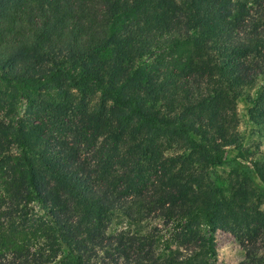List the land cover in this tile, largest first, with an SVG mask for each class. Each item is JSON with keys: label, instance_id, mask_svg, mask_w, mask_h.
Listing matches in <instances>:
<instances>
[{"label": "trees", "instance_id": "trees-1", "mask_svg": "<svg viewBox=\"0 0 264 264\" xmlns=\"http://www.w3.org/2000/svg\"><path fill=\"white\" fill-rule=\"evenodd\" d=\"M261 75L264 0H0V264H216V230L264 264V165L220 159ZM175 139L226 194L162 165Z\"/></svg>", "mask_w": 264, "mask_h": 264}, {"label": "rangeland", "instance_id": "rangeland-1", "mask_svg": "<svg viewBox=\"0 0 264 264\" xmlns=\"http://www.w3.org/2000/svg\"><path fill=\"white\" fill-rule=\"evenodd\" d=\"M3 92V90H0ZM37 98V101L45 100ZM35 99V98H34ZM262 99L264 101V75L258 76L253 85L245 90L242 97L234 100L232 106L226 108L225 113L230 117L226 128L232 132L231 135L237 141L235 146H230L222 149L221 160L236 159L241 163L252 165H264V125L256 126L251 121L249 116L253 103L251 100ZM98 95L83 98L80 95H75L72 100V108L65 112L62 121L67 122V119H73L80 109H74L76 105L83 103L86 108L97 106L99 104ZM20 104V103H19ZM31 109H27L24 103H21L16 110L17 117L28 115ZM66 117V118H65ZM69 121V120H68ZM69 141L70 136L65 138ZM186 145L179 140L170 142L169 147L160 155L163 161L162 165L167 168H172V171L179 170V173L188 172L195 169H202L205 172L208 182L214 181L226 194L229 170L218 165L214 169L209 168L204 160H198L195 155H191ZM190 165V166H189ZM264 167V166H263ZM211 169V170H210ZM211 171V172H210ZM213 171V172H212ZM264 174V169H263ZM231 178V177H230ZM264 186V183H261ZM255 201V197L252 198ZM256 202V201H255ZM258 211L261 214V221L264 220V202L259 204ZM116 226V225H114ZM214 246L216 251V264H238L244 259V250L239 244L238 238L226 230H216L214 235ZM264 248L261 247L259 255L262 254Z\"/></svg>", "mask_w": 264, "mask_h": 264}]
</instances>
